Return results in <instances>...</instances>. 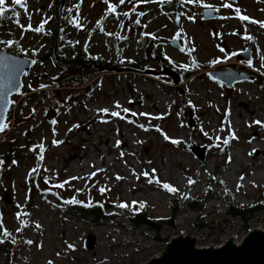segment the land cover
Returning a JSON list of instances; mask_svg holds the SVG:
<instances>
[{
  "label": "rangeland",
  "instance_id": "obj_1",
  "mask_svg": "<svg viewBox=\"0 0 264 264\" xmlns=\"http://www.w3.org/2000/svg\"><path fill=\"white\" fill-rule=\"evenodd\" d=\"M129 2L105 0L100 6L97 0H83L80 9L72 10L78 23H61L57 40L48 36L58 25L56 16L43 32L35 31L38 20L51 16L47 0H30L19 25H8L7 33L0 28V38L14 39L22 54L36 50L31 73L13 96L7 127L0 132V153H7L0 159V264H141L174 235H189L198 246H209L229 237L239 242L249 229H264V210L251 215L247 226L228 212L230 206L264 199V0H243L241 13L257 23L234 17L191 21L189 16L198 12L184 8V21L176 24L149 0ZM101 20L103 33H92ZM177 33L190 56L168 41ZM113 37L121 40L118 52ZM143 38L159 42L164 55L151 46L143 51ZM53 43V55L44 57ZM248 45V59L236 56ZM83 52L92 61L99 59L94 63L105 60L125 68L95 67L83 72L90 76L84 85L65 81L70 70L60 67V57ZM170 57L180 63L190 57L198 71L174 83L163 72L127 68L139 62L165 70ZM225 67L248 71L251 78L227 87L208 77L210 68ZM179 140L207 145L204 159ZM31 143H44L46 149L38 154L37 147H28ZM31 174L34 180L28 179ZM164 183L178 191L165 190ZM42 190L84 201L103 199L109 216L92 224L64 215ZM196 198L195 209L188 200ZM139 202L154 220L174 216L173 226L162 225L166 241L131 222ZM121 203L129 207L121 208ZM90 232L95 245L86 249L83 239Z\"/></svg>",
  "mask_w": 264,
  "mask_h": 264
},
{
  "label": "water",
  "instance_id": "obj_2",
  "mask_svg": "<svg viewBox=\"0 0 264 264\" xmlns=\"http://www.w3.org/2000/svg\"><path fill=\"white\" fill-rule=\"evenodd\" d=\"M215 16V14H211ZM98 31V28L94 32ZM171 45L179 50L183 46L177 37L168 40ZM239 58L250 57V46L237 52ZM33 64V58L27 55L13 54L5 49L0 51V123L5 124L11 107L12 97L19 93L24 85L23 77ZM95 67L120 70L125 67H106L94 64ZM132 69L131 67H127ZM165 71L152 68L141 70L143 73L157 75L161 72L168 74L172 82L180 83L179 73L169 66H164ZM210 79L223 83L227 87L236 82L247 80L251 75L245 71L234 68H210L207 71ZM188 148L199 158L204 159L207 145H189ZM10 201V198H6ZM197 238L189 235L178 234L171 236L164 245L163 250L151 256L141 264H264V229H249L239 242L229 237L220 245L198 246ZM95 245V234L90 232L83 239V246L91 249Z\"/></svg>",
  "mask_w": 264,
  "mask_h": 264
},
{
  "label": "trees",
  "instance_id": "obj_3",
  "mask_svg": "<svg viewBox=\"0 0 264 264\" xmlns=\"http://www.w3.org/2000/svg\"><path fill=\"white\" fill-rule=\"evenodd\" d=\"M73 22V21H72ZM56 28L53 30V37H56ZM140 45L141 48L143 49V51H145V49L147 48V46H151L153 47V49L159 53V56H163L164 54L162 53V50H160L158 45H155L154 40L153 39H145L143 38L142 40H140ZM111 44H113L114 46H118V41L117 40H112ZM118 52V51H117ZM50 57L52 56V53H49ZM49 54L44 55V57H48ZM87 54V53H86ZM84 52L81 54L78 53H73L71 56L67 57L66 55H62L60 58L63 59L64 63L59 62L60 67L64 68V69H68L70 70V76H68L66 80H70L71 83H75L77 85H84L86 84L87 80L90 78V76L85 77V75H83V72H86L88 70H93L95 69V66L89 67L90 63H93L94 61H98V60H94L92 61L94 58L92 56H83ZM188 56L189 53H188ZM43 58V57H42ZM65 60V61H64ZM167 60V59H166ZM92 61V62H91ZM167 61H170L171 63L168 64L169 67H171L173 70L177 71L181 77V80L184 78H188L190 76H192L193 74H195L198 69L195 67L194 63L192 61H190V57H188V60L186 63H180L175 61L173 58H168ZM97 64H101L104 65L106 67H115L114 65H111L110 62H106L105 60L103 61H99V63ZM132 66V69H136L137 71H141L143 69H146V66H140L139 62H134V63H130ZM77 69L76 72H74V70ZM156 70V69H154ZM239 70V69H238ZM159 71V70H157ZM74 72V73H73ZM248 74L251 75V73H249L248 71H245ZM64 81H61L60 84H51L53 85H61ZM90 88L91 86H87L86 90L88 92H90ZM90 94V93H89ZM180 143L183 146H189L187 145V143H184L183 141L179 140ZM42 146V148H41ZM227 144L225 145L224 148H222L220 150L221 153L226 154L227 153ZM29 148L34 149L37 147V153L41 154L46 148H45V144L44 143H31L28 145ZM7 155L6 152L0 153V159H3L4 156ZM36 176V175H34ZM34 176L31 174L28 176V179L31 180L33 177L34 180ZM215 177L213 178V182H215ZM42 193H49L50 196H48L47 194H45V198L47 199L48 202H53L54 205L60 210V212L64 215H69L71 217L74 218H78L80 220H85L87 222H90L92 224H98L101 223L103 221L106 220L107 216H109L107 214V206L104 202L103 199H88V200H82L81 198H79L78 196H71V197H59V196H54L52 194H54L53 190H42ZM58 197V201H54V198ZM75 200L77 202L72 203L69 201ZM199 202V199L196 198L194 200H188L189 205L192 208H197V203ZM264 210V199L261 200H257L254 203L251 204H245V205H239V206H230L229 208V215L230 216H234V217H238L244 224V226H247V222L249 220V217L251 215L257 214L261 211ZM113 215H115V212H112ZM131 222L135 225V226H145L149 229H151L152 231L155 232V238L158 241H166L169 238L168 234H161V229H162V225L164 223H167L171 226H173L174 223V216L162 221V220H154L152 218H150L147 213L146 210L144 208H137L135 209L132 214H131ZM22 224H26V222H24V220H21Z\"/></svg>",
  "mask_w": 264,
  "mask_h": 264
},
{
  "label": "flooded vegetation",
  "instance_id": "obj_4",
  "mask_svg": "<svg viewBox=\"0 0 264 264\" xmlns=\"http://www.w3.org/2000/svg\"><path fill=\"white\" fill-rule=\"evenodd\" d=\"M30 0H24L23 2V6L21 5H16L14 4L13 0H5V4L3 5V7L5 8V15L3 18H0V28L4 27L5 33H7V26L8 25H19V21L20 19H23V10L25 8V6H27L28 2ZM83 0H47L48 3V8L50 9L51 16L49 17H44L42 20H38L39 24L37 27H39L41 24L46 25L47 22H50L51 18H55V16L57 17L58 20V25L55 27L56 28V37H53V30H51L50 32H48V36L52 38V40H57L58 36H59V32H60V24L61 23H65L67 25H76L78 23V17L75 15H73L72 10H78L80 9V5H82ZM86 0H84L85 2ZM99 5L102 6L105 2V0H97ZM136 0H130V2L128 3V5H131L133 3H135ZM149 4H156L158 7L160 6L162 8V11H164V13L162 12V14H164V16L167 18H169V16H172V21L176 24H180L181 22L184 21L183 16H182V9L186 8V10L188 11H197L198 14L194 16H189V20L191 21H205V22H209L212 20H218V19H231V18H236L239 22H251L254 21L253 18H250V20H241L239 17L240 16H245L244 14L241 13V11L243 10V0H149L148 2ZM225 4H231L232 7H225ZM205 5H208L210 7H205ZM39 10L40 11H44V6L43 5H39ZM159 7V8H160ZM99 8V6L97 7ZM170 11V13L168 14V11ZM237 9L239 10V12H237ZM166 10V11H165ZM211 14H215V16H211ZM101 18H103L101 16ZM104 19V18H103ZM46 21V23H45ZM73 21V22H72ZM103 20H101L98 24H94L95 26H93L92 28V33H103L104 31V27L102 24ZM98 28V31L94 32V30ZM43 32V30L41 31ZM173 37H177L179 39L180 35L179 33H177L176 36ZM64 39V37H63ZM112 40H117L118 41V45L120 44L121 40L118 37H113ZM169 40V39H168ZM8 41H13L12 44L7 43ZM180 41V40H179ZM156 44L159 42H155ZM252 43V42H251ZM182 46H183V52L184 53H188L187 52V47L185 46V42H182ZM160 48V50L163 49L161 47L160 44H157ZM5 49L7 52L13 53V54H21V55H26V54H22L21 53V48L18 46V44L16 43V41L12 38H8V36H4L3 38H0V51ZM119 46L116 47V50L118 51ZM242 51V50H239ZM35 52L36 50H32L29 53V55L33 58V61H35L36 57H35ZM54 52V43L53 46L51 47V50H49L47 52V54L52 53L53 55ZM237 56V53H236ZM50 57V54L49 56ZM34 64V63H33ZM32 64V66H33ZM95 63H90L89 67L95 66ZM31 66V68H32ZM31 68L26 71L23 80L25 78L26 75H29L31 73ZM159 71H165V70H159ZM166 74V73H165ZM13 98V97H12Z\"/></svg>",
  "mask_w": 264,
  "mask_h": 264
},
{
  "label": "snow or ice",
  "instance_id": "obj_5",
  "mask_svg": "<svg viewBox=\"0 0 264 264\" xmlns=\"http://www.w3.org/2000/svg\"><path fill=\"white\" fill-rule=\"evenodd\" d=\"M13 2H14V4H16V5H21V6H23V2H24V0H13ZM124 2H125V0H120V3H121V4H123ZM4 4H5V0H0V18H3L4 15H5V11H6V10H5V8L3 7ZM224 6H225V7H229V8L232 7L231 4H225ZM205 7H210V6L205 5ZM109 11H110V12H114V11H115V6H114V5H109ZM237 12H239L238 9H237ZM125 15H127V13H125ZM239 18H240L241 20H250V18L247 17V16H240ZM251 22H252V23H257L256 21H251ZM45 23H46V21H45ZM137 23H139V21H137ZM262 26H264V24H262ZM30 27H31V26H29V28H30ZM42 30H43V24H41L39 27H37V28L35 29L36 32H41ZM246 38H247V39H252V37H250V36H249V37H246ZM7 43L12 44L13 41H8ZM221 51H224V50L221 49ZM33 63H35V61H33ZM248 63H249V65H251V61H249ZM262 67H264V65H262ZM117 107H119L118 104H117ZM100 111H103V112H105V113L108 112L107 109H101ZM124 111L127 112L128 110H127V109H124ZM110 115H112V116H114V117H120V112H111ZM132 115H136V114H135V113H132ZM121 118H123V117H121ZM254 123L259 125V124H261L262 122H261V121H255ZM6 127H7L6 124L0 123V132L4 131V129H5ZM141 127H143V126L141 125ZM166 138H167V137H166ZM232 138H235V135H234V134L232 135ZM54 143H58V142L54 141ZM118 143H119V142H118ZM173 143H176V141H173ZM224 143H228V141L225 140ZM41 148H42V146H41ZM254 151H255V150H254ZM250 155H251V153H250ZM40 159H43V156H42V155H41ZM33 171H35V170H33ZM91 175L94 176L95 173H92ZM145 175H147V173H145ZM73 179H75V177H74ZM117 179H122V177H119V176H118ZM241 179H243V177H241ZM149 182L151 183L152 181H149ZM156 182H157V183H160L158 180H157ZM189 183H194V181L189 180ZM63 186H64L63 184H58V185H56V187H60V188H62ZM162 186H163V188H164L165 190H167V191H169V192H172V193H175V192L178 191V189L172 187L171 185H169V184H167V183H164ZM238 187H239V186H238ZM99 191H100L101 193H104V192L106 191V188L101 187V188L99 189ZM69 202L75 203V202H77V201H75V200L73 199L72 201H69ZM136 203H138V202L134 201V202H133V205H135ZM139 205H140L141 208H143V207L145 206L143 202H139ZM119 207H121V208H127V207H129V205L126 204V203H121V204L119 205ZM37 227H39V225H37ZM3 234H4L5 236L9 235V234L7 233L6 230L4 231ZM0 242H2V241H0ZM29 243H31V241H29ZM69 247H71V245H69ZM49 264H51V262H49Z\"/></svg>",
  "mask_w": 264,
  "mask_h": 264
},
{
  "label": "bare ground",
  "instance_id": "obj_6",
  "mask_svg": "<svg viewBox=\"0 0 264 264\" xmlns=\"http://www.w3.org/2000/svg\"><path fill=\"white\" fill-rule=\"evenodd\" d=\"M247 104L245 103V106H246ZM247 112H250L249 110H246ZM252 113V112H251Z\"/></svg>",
  "mask_w": 264,
  "mask_h": 264
}]
</instances>
